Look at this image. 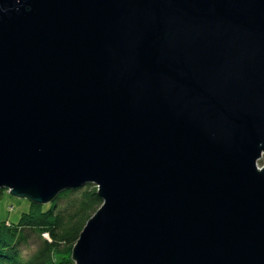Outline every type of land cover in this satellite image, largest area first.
I'll list each match as a JSON object with an SVG mask.
<instances>
[{
    "label": "water",
    "instance_id": "obj_1",
    "mask_svg": "<svg viewBox=\"0 0 264 264\" xmlns=\"http://www.w3.org/2000/svg\"><path fill=\"white\" fill-rule=\"evenodd\" d=\"M264 0H0V188L93 183L75 264H264Z\"/></svg>",
    "mask_w": 264,
    "mask_h": 264
},
{
    "label": "trees",
    "instance_id": "obj_2",
    "mask_svg": "<svg viewBox=\"0 0 264 264\" xmlns=\"http://www.w3.org/2000/svg\"><path fill=\"white\" fill-rule=\"evenodd\" d=\"M4 190L8 191L0 188V196ZM28 201V209L17 221L0 219V264H75L72 249L102 204L96 185L63 190L45 204ZM32 233L37 234L38 245L25 253L23 246L28 245Z\"/></svg>",
    "mask_w": 264,
    "mask_h": 264
},
{
    "label": "rangeland",
    "instance_id": "obj_3",
    "mask_svg": "<svg viewBox=\"0 0 264 264\" xmlns=\"http://www.w3.org/2000/svg\"><path fill=\"white\" fill-rule=\"evenodd\" d=\"M264 162V155L259 159L258 165L261 166ZM4 189V188H3ZM29 201L26 198H18L4 190L0 196V219H7L11 222L17 221L20 214L27 210ZM48 236V235H47ZM38 245V237L36 233H32L29 243L23 246L24 252L29 253Z\"/></svg>",
    "mask_w": 264,
    "mask_h": 264
},
{
    "label": "built area",
    "instance_id": "obj_4",
    "mask_svg": "<svg viewBox=\"0 0 264 264\" xmlns=\"http://www.w3.org/2000/svg\"><path fill=\"white\" fill-rule=\"evenodd\" d=\"M43 235H44L45 237H48V236H47L48 234H47L46 232H44Z\"/></svg>",
    "mask_w": 264,
    "mask_h": 264
}]
</instances>
